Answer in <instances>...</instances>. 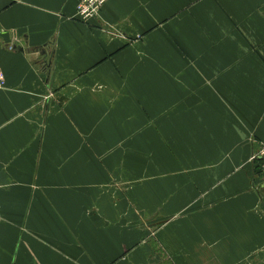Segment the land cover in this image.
<instances>
[{"label":"crops","instance_id":"1","mask_svg":"<svg viewBox=\"0 0 264 264\" xmlns=\"http://www.w3.org/2000/svg\"><path fill=\"white\" fill-rule=\"evenodd\" d=\"M0 0V264H264V0Z\"/></svg>","mask_w":264,"mask_h":264},{"label":"built area","instance_id":"2","mask_svg":"<svg viewBox=\"0 0 264 264\" xmlns=\"http://www.w3.org/2000/svg\"><path fill=\"white\" fill-rule=\"evenodd\" d=\"M108 0H80L77 7L78 18L84 22H89L100 16L102 8ZM7 85V79L3 71L0 70V91L4 90ZM259 157L262 160L264 167V146L257 156H253L252 159Z\"/></svg>","mask_w":264,"mask_h":264},{"label":"rangeland","instance_id":"3","mask_svg":"<svg viewBox=\"0 0 264 264\" xmlns=\"http://www.w3.org/2000/svg\"><path fill=\"white\" fill-rule=\"evenodd\" d=\"M80 1V0H79ZM109 1V0H108ZM79 4V3H78ZM107 4V3H106ZM105 4V5H106ZM77 7H78V5H77ZM104 8V7H103ZM76 15H77V18H78V14H77V12H76ZM80 20V19H79ZM1 70V69H0ZM2 71V70H1ZM4 73V72H3ZM5 74V73H4Z\"/></svg>","mask_w":264,"mask_h":264}]
</instances>
